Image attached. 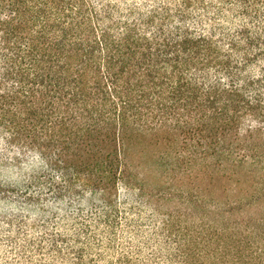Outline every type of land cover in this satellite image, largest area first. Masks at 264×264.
<instances>
[{"label":"trees","instance_id":"16d2710c","mask_svg":"<svg viewBox=\"0 0 264 264\" xmlns=\"http://www.w3.org/2000/svg\"><path fill=\"white\" fill-rule=\"evenodd\" d=\"M0 264H264V0H0Z\"/></svg>","mask_w":264,"mask_h":264},{"label":"rangeland","instance_id":"374dc122","mask_svg":"<svg viewBox=\"0 0 264 264\" xmlns=\"http://www.w3.org/2000/svg\"><path fill=\"white\" fill-rule=\"evenodd\" d=\"M0 174H3V173H0Z\"/></svg>","mask_w":264,"mask_h":264}]
</instances>
